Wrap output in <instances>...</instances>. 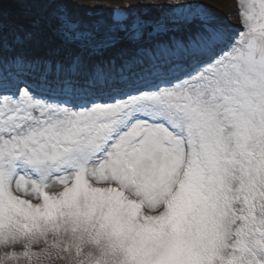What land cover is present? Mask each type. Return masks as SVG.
Masks as SVG:
<instances>
[{"label":"snow or ice","instance_id":"6c2138e0","mask_svg":"<svg viewBox=\"0 0 264 264\" xmlns=\"http://www.w3.org/2000/svg\"><path fill=\"white\" fill-rule=\"evenodd\" d=\"M15 2L27 22L0 0V67L77 72L120 33L151 38L197 20L203 31L173 41L183 63L165 68L166 86H109L110 101L88 95L95 80L81 89L44 75L59 93L44 99L0 78V264L49 248L75 249V264H264V0H237L243 31L227 43L204 5V16L152 22L141 13L192 5L99 4L89 11L110 12L102 31L68 0Z\"/></svg>","mask_w":264,"mask_h":264},{"label":"rangeland","instance_id":"374dc122","mask_svg":"<svg viewBox=\"0 0 264 264\" xmlns=\"http://www.w3.org/2000/svg\"><path fill=\"white\" fill-rule=\"evenodd\" d=\"M69 3L73 4L72 8L73 14L83 21L85 24L89 26L96 27L100 30H107L111 27L110 20V12H92L89 11L90 8H94L96 5L105 4L108 5L109 9L120 8L128 3H161V4H170V3H178V4H188L192 5L190 8H177L176 10H157L153 9L151 12L144 15V19L155 22L159 20L161 17H170L174 18L177 21H182L184 18L188 17H198L204 16L205 9H207V13L214 17V23L218 26H221L228 37V41H231L233 37H238L240 32L243 31L241 17L239 15L240 9L237 6V0H68ZM196 5H204L205 9L196 7ZM131 15H136V13H132ZM11 19H22L24 22H27V19L24 17V13H15L9 16ZM54 23V22H50ZM202 28L200 22L197 20L191 24L189 23H168V31L162 32L160 34L154 35L149 38L147 35L143 37V39L134 40L125 36L124 33H120L119 40L112 50H110L104 57L111 56L112 60L114 59V63L119 59L126 58L128 52L130 50L136 51L141 47L144 49L147 48L148 45H157L159 43L165 44L164 36L169 34H174V36H178L179 41L181 38L179 35L186 34L190 32V28ZM150 29H148L149 31ZM145 38H149V41H145ZM32 52H29V56ZM38 53V52H37ZM41 55V53H38ZM151 55V53H148ZM106 60V58H105ZM113 64V63H111ZM51 187L48 189L50 192ZM51 240V239H50ZM49 240V241H50ZM64 245H61L63 247ZM45 245L43 243L34 245L32 250L34 252H42L45 249ZM5 249L0 248V257L4 255ZM7 251H17L22 252L23 248L19 245L14 248L10 247ZM49 256H42L39 260L35 258L32 261V264H75V249H72L69 253H65L63 251H59L57 249H49ZM10 264H17V262H10ZM19 264H28L26 260L21 259Z\"/></svg>","mask_w":264,"mask_h":264},{"label":"bare ground","instance_id":"6f19581e","mask_svg":"<svg viewBox=\"0 0 264 264\" xmlns=\"http://www.w3.org/2000/svg\"><path fill=\"white\" fill-rule=\"evenodd\" d=\"M130 64V66H132L133 67V65L135 64L134 62H131V63H129Z\"/></svg>","mask_w":264,"mask_h":264}]
</instances>
